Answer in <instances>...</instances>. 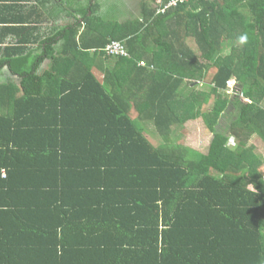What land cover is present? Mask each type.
<instances>
[{
    "label": "trees",
    "instance_id": "16d2710c",
    "mask_svg": "<svg viewBox=\"0 0 264 264\" xmlns=\"http://www.w3.org/2000/svg\"><path fill=\"white\" fill-rule=\"evenodd\" d=\"M140 8L76 0L39 60L7 47L0 264H264V0ZM197 119L206 152L182 143Z\"/></svg>",
    "mask_w": 264,
    "mask_h": 264
},
{
    "label": "crops",
    "instance_id": "0c3cea01",
    "mask_svg": "<svg viewBox=\"0 0 264 264\" xmlns=\"http://www.w3.org/2000/svg\"><path fill=\"white\" fill-rule=\"evenodd\" d=\"M42 1L46 0H0V60H9L6 55L7 47L17 49L25 47L26 50L21 51L26 57L31 61L39 60L37 56L41 43L70 23L71 3H75L76 0H48L46 4L50 8L59 9L57 14L52 15L42 5ZM99 2L101 12H115L119 20L126 21L141 16L140 8L139 15L131 17L136 13L134 7L140 5V0H99ZM34 48L38 49L34 50ZM97 72L103 77L100 80H103L104 73ZM0 78L18 82L20 76L13 74L5 66L0 69Z\"/></svg>",
    "mask_w": 264,
    "mask_h": 264
},
{
    "label": "rangeland",
    "instance_id": "374dc122",
    "mask_svg": "<svg viewBox=\"0 0 264 264\" xmlns=\"http://www.w3.org/2000/svg\"><path fill=\"white\" fill-rule=\"evenodd\" d=\"M134 11H136V13L132 14L131 17H134L136 14L137 16L139 15L140 5L138 4L135 5ZM95 73H97L99 78L101 79L103 78L102 75L99 74L96 70H95ZM211 75L212 74L210 73L209 76ZM234 85H235V81L231 80L229 82V86H230L229 91L233 90ZM192 87L196 89H201L203 86H202V83L201 84L195 83L193 84ZM184 89L187 94L191 90V88L187 85H185ZM210 103H213V99H211ZM182 133H183L182 143H185L187 146H190L194 149H198L203 152L207 151L208 146L213 136L212 132L209 131V129L206 127V124L204 123L202 119L189 121L185 125L184 130H182ZM248 145H254L257 152L260 153L264 157V140L258 134H253L251 136V138L248 141ZM262 170L264 172V168H262Z\"/></svg>",
    "mask_w": 264,
    "mask_h": 264
},
{
    "label": "built area",
    "instance_id": "2783aa9c",
    "mask_svg": "<svg viewBox=\"0 0 264 264\" xmlns=\"http://www.w3.org/2000/svg\"><path fill=\"white\" fill-rule=\"evenodd\" d=\"M189 0H156L158 4V11L159 12H165V10L172 6V5H177L180 2H186ZM106 51L108 54L116 55L119 53H124V48L121 42L119 41H114L106 46ZM4 175L5 172H4Z\"/></svg>",
    "mask_w": 264,
    "mask_h": 264
},
{
    "label": "clouds",
    "instance_id": "9594fccd",
    "mask_svg": "<svg viewBox=\"0 0 264 264\" xmlns=\"http://www.w3.org/2000/svg\"><path fill=\"white\" fill-rule=\"evenodd\" d=\"M243 39V38H242Z\"/></svg>",
    "mask_w": 264,
    "mask_h": 264
}]
</instances>
